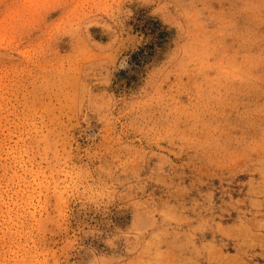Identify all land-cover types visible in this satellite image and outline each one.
<instances>
[{"label":"rangeland","instance_id":"rangeland-1","mask_svg":"<svg viewBox=\"0 0 264 264\" xmlns=\"http://www.w3.org/2000/svg\"><path fill=\"white\" fill-rule=\"evenodd\" d=\"M0 264H264V0H0Z\"/></svg>","mask_w":264,"mask_h":264}]
</instances>
